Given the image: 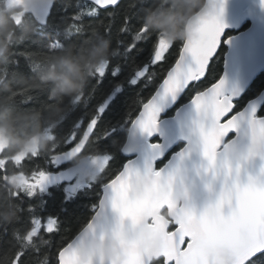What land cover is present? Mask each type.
Listing matches in <instances>:
<instances>
[{
    "label": "snow or ice",
    "instance_id": "snow-or-ice-1",
    "mask_svg": "<svg viewBox=\"0 0 264 264\" xmlns=\"http://www.w3.org/2000/svg\"><path fill=\"white\" fill-rule=\"evenodd\" d=\"M117 4L119 0H115L112 5H101V7H115ZM221 11L222 0L219 11L216 0H206L205 8L198 14L196 25L190 30L186 42L179 49L178 58L174 63H170L166 72L159 77H153L151 73L158 64L166 62L167 54L173 45L155 35H144L146 29L133 33L130 27H124V24L130 25L133 22L132 18H128L121 25L120 31L122 37H129L124 42L120 67L111 70L114 81L127 79L131 75L132 79L129 83L133 86L144 80L155 85L154 92L146 102L143 100L132 102L134 110L128 115L129 122L148 135L155 130L157 113L160 110L158 102L168 97L175 99L177 93L191 91V102L201 114V118L195 122L199 133V144L210 166L215 162L217 145L223 137L233 131L248 137L245 159L258 154L264 160V117H256L255 108H252L242 125L241 121L244 117L235 111L237 107L235 93L224 91L223 79L216 80L212 75L211 79L209 78L212 73V56L224 27L219 18ZM91 12L98 14L96 9H92ZM115 15V13L111 14L113 17ZM107 68L108 65H103L97 69L98 79L91 94L95 105L91 108L86 106L85 111L78 118L79 122H74L72 128L68 130L64 147L74 146H71L70 150H65L60 156H53L50 162L54 163L64 155H77L92 145L97 154L89 157L95 166V173L92 174L91 179H95L97 173L100 174L103 178L102 187L111 192V207L118 214L113 231L116 234L127 231L133 241L137 229L140 228L142 231L143 215L141 200L129 187L130 178L138 173L147 177L153 185L151 198L160 199L165 202L166 207L172 208L171 219L166 220L164 225H157L167 233L162 254L143 257L134 243H129L127 247L129 264H213L207 256L210 247H219L223 250V254L215 264H264V180L249 177L243 185L234 184L232 188L220 194L214 205L207 206L197 215L190 206L177 203L176 198L173 197L172 176L170 174L164 176L162 170L154 169L150 163L140 171L126 162L111 176L106 175L111 157L106 153L107 141L103 139L104 130L101 135L98 134L97 129L107 115L106 106L109 105L106 99L107 92H100L99 97L97 93L100 90V79L104 77ZM157 80L159 83L156 82ZM213 80L215 82H212ZM205 81L210 83V86H206ZM115 86L119 88L118 84ZM88 104H91V101H88ZM115 110L116 108H113V111ZM85 120L88 121L86 127ZM239 158L238 155L237 159ZM34 159L40 158L34 157ZM85 162L88 161L81 163ZM227 164L228 161L225 160L224 165ZM260 171L264 174V166ZM48 181L49 173L39 170L33 171L32 182L25 181V183L28 184L29 189L36 187L38 191H43ZM34 194L36 192L30 191L28 197ZM233 198L235 205L230 207V211L225 215L221 207ZM38 207V204L32 205L27 222L33 226L32 232L51 237L49 244L53 245V234L57 232L58 220L54 216L41 217L33 211ZM125 220H130L131 223L125 225ZM89 230H93L92 221H89L80 236ZM75 239H71L57 250L58 264H61V259L63 264H78Z\"/></svg>",
    "mask_w": 264,
    "mask_h": 264
},
{
    "label": "trees",
    "instance_id": "trees-1",
    "mask_svg": "<svg viewBox=\"0 0 264 264\" xmlns=\"http://www.w3.org/2000/svg\"><path fill=\"white\" fill-rule=\"evenodd\" d=\"M153 3L154 0H121L115 7L97 9L93 4L83 0H55L46 23L40 25L31 14H22L15 20L12 17L13 11L6 9L5 0H0V10H3L6 16L5 30L15 29L12 35L13 42L7 50L6 58L0 60V78L16 90L14 105L17 108L38 107L48 102L49 85L45 84L41 88L32 89L20 82L21 78L29 82L36 79L33 64L41 57L53 54L71 44H78L86 37L97 43L107 42V56L101 66L108 65V68L104 77L100 79V90L97 93L99 97L100 92H107L106 99L113 95L108 103L109 106H106L107 115L104 116L97 129L98 134L101 135L104 130L103 139L107 141L106 153L111 157L107 176H111L128 160L122 154L121 148L130 126L129 112L134 110L132 102L141 100L146 102V99L150 98L155 90V85L145 82V80L133 86L129 83L132 79L131 75L127 79L113 80L111 70L120 67L124 42L129 39L128 36L120 35L121 25L128 18H132L133 22L130 25L124 24V27H130L133 33L146 29L147 32L144 35H154L144 24L146 11ZM92 9H96L98 14H92ZM112 13L116 15L113 17ZM22 23L29 26L30 34L20 41L21 29L15 28V26L22 25ZM248 26L249 22H246L240 30H244ZM237 32L235 30L226 31L224 39ZM224 39L212 59L210 79L212 75V78L218 80L222 74L226 51ZM182 44L181 42L173 44L167 54L166 62L158 64L151 73L153 77L161 76L166 72L168 65L174 63V60L178 58ZM97 69L88 78L79 101L71 104L65 99V112L57 121L56 127L51 129V139L43 149L36 150L35 153H28L18 161L11 159L18 152L5 149L2 154L5 162L0 166V264H58L57 250L73 239L89 222L98 207L103 185V178L100 174L92 181L87 177L85 185L77 189L70 197H66L63 189L67 183L57 182L45 191H36V194L29 198L27 187L20 188L9 181L10 177L18 174L32 181L33 171L44 170L48 173H58L70 165H57V161L53 163L50 162V159L72 146L64 147L68 130L72 128L74 122H79L78 118L85 111L86 106L91 108L92 105H95L91 94L98 79ZM156 82L159 83V80ZM117 84L119 85L118 89L115 86ZM205 85L210 86V83L205 81ZM263 89L264 71H261L237 100L235 111L241 110L250 99L256 97ZM191 98V91H185L178 103L167 111L166 116L172 115L179 105ZM88 101H91V104H88ZM113 108L116 110L113 111ZM258 115H264V103ZM87 122V120L84 121L85 127ZM231 137L232 135L228 138ZM151 141L157 142L159 138L156 136ZM182 145L181 143L174 145L173 149L156 163V169H159L170 155L179 150ZM96 154V149L89 145L82 155L91 157ZM34 157L40 159L37 160ZM37 204L39 207L34 208V212H37L41 217L54 216L58 220L57 232L53 234V245L49 244L51 237H45L42 233L37 232L29 236L33 226L29 225L27 221L30 218L32 205ZM162 214L166 215L167 211H163Z\"/></svg>",
    "mask_w": 264,
    "mask_h": 264
},
{
    "label": "water",
    "instance_id": "water-1",
    "mask_svg": "<svg viewBox=\"0 0 264 264\" xmlns=\"http://www.w3.org/2000/svg\"><path fill=\"white\" fill-rule=\"evenodd\" d=\"M54 1L33 0L27 9L13 13L12 17L17 20L22 14H31L38 24L44 25ZM84 1L91 2L99 9H107L101 5L115 3V0ZM216 5L217 11H219L221 0H216ZM5 6L7 10H17L23 6V0H5ZM219 18L224 27L212 59L224 39L225 32L228 30L238 31L224 39L226 51L223 71L218 79H223L224 91L230 94L235 93L234 98L237 101L256 76L264 71V3L262 0H222V11ZM246 22H249V26L240 30ZM184 92L177 93L175 99L168 97L158 102L160 110L157 113L155 130L151 135L130 123L121 152L128 158L127 163L143 171L149 163L156 169V163L161 161L173 149L174 145L183 144L179 150L170 155L159 170H162L164 176L169 174L172 176L171 190L177 203L190 206L195 214L199 215L207 206L214 205L220 194L232 188L234 184L243 185L249 177L264 180V174L260 171L264 166V160L258 154L245 159L248 137L233 131L223 137L217 145L216 159L210 166L207 158L203 155L202 146L199 144V133L195 122L201 118V114L192 104V98L179 105L172 115L166 116L167 111L178 103ZM263 103L264 89L256 97L250 99L241 110L237 111L244 117L241 124L245 123L252 108H255L254 115L256 117H264V115H258ZM230 135L232 137L228 138ZM156 136L159 141L152 142L151 139ZM5 149L0 145V163L2 152ZM83 152L72 156L64 155L57 160L58 165H67L76 161L59 173L56 178L57 182L68 183L74 180L78 174L87 170L90 156L82 155ZM63 153L64 151L57 156ZM238 155L239 159H237ZM225 160L228 161L227 166L224 165ZM82 161L88 162L82 164ZM129 187L141 200L142 231L140 228L137 229L134 241L127 231L120 234L113 231L118 214L111 207L110 190L102 187L98 207L89 220L93 223L90 235L94 240L102 243L110 234L117 242L118 251L111 257H105L93 251L84 260H81L77 253L78 264H129L130 257L127 253L129 243H134L143 257L162 254L167 233L157 225H164L166 220L171 219L172 208L166 207L165 202L160 199L151 198L150 193L153 191V185L147 177L139 173L130 178ZM234 205V198L225 202L221 207L222 213L227 215L230 207ZM165 210L167 211L166 215L162 214ZM124 223L128 225L131 221L125 220ZM87 224L73 237V239L76 238L75 245L82 238L83 235H80ZM222 254L223 250L219 247H210L207 252L208 259L213 264ZM61 264H63L62 259Z\"/></svg>",
    "mask_w": 264,
    "mask_h": 264
},
{
    "label": "clouds",
    "instance_id": "clouds-1",
    "mask_svg": "<svg viewBox=\"0 0 264 264\" xmlns=\"http://www.w3.org/2000/svg\"><path fill=\"white\" fill-rule=\"evenodd\" d=\"M33 0H23L24 11ZM206 0H154L144 17V24L155 36L168 44L183 43L196 25L198 14L205 8ZM6 16L0 10V60L12 41L15 29L5 30ZM21 32L19 40L30 34L26 23L16 25ZM107 56V42H95L84 38L78 44H71L53 54H46L33 64L36 79L21 83L32 89L49 85L47 103L32 108H17L14 105L16 90L0 78V145L12 152H31L43 149L51 139L50 131L65 112V99L71 104L80 100L88 78L101 66ZM38 81V82H37ZM91 230L85 232L76 243V251L81 260L95 251L105 257L114 256L117 242L109 234L101 243L94 240Z\"/></svg>",
    "mask_w": 264,
    "mask_h": 264
},
{
    "label": "rangeland",
    "instance_id": "rangeland-1",
    "mask_svg": "<svg viewBox=\"0 0 264 264\" xmlns=\"http://www.w3.org/2000/svg\"><path fill=\"white\" fill-rule=\"evenodd\" d=\"M163 41H165L164 39H162ZM145 82H149V81H146ZM113 96V95H112ZM112 96H110L108 98V103L109 101L111 100ZM37 149H33L31 152H18L15 156H13L11 159L15 160V161H18L20 160L21 158H23L26 154L28 153H35ZM5 162V159L3 160V162L1 163V165H3V163ZM0 165V166H1ZM95 173V166L91 163V161H89V164H88V167H87V170L85 172H82L80 174H78L76 176V178L70 182H68L67 184L64 185V192L66 193V197H70L72 196L76 191L77 189L81 188L83 185H85V180L87 177H89V180H95L98 176V173L96 174V178L95 179H91V176L92 174ZM50 174V173H49ZM57 173H55L56 175ZM59 175V173H58ZM53 175H49V181L44 185V189L43 191H45L49 186L55 184V179H53ZM9 181L11 183H13L15 186H18V187H27L28 191H32V192H36L38 191L36 187H33L32 189H29L28 187V184L25 183V181H28V182H32V181H29L27 180V178L21 174H18V175H13L12 177L9 178ZM39 192H42V191H39ZM31 235L33 234H36L37 232H32L31 230ZM29 233V236H31Z\"/></svg>",
    "mask_w": 264,
    "mask_h": 264
},
{
    "label": "flooded vegetation",
    "instance_id": "flooded-vegetation-1",
    "mask_svg": "<svg viewBox=\"0 0 264 264\" xmlns=\"http://www.w3.org/2000/svg\"><path fill=\"white\" fill-rule=\"evenodd\" d=\"M84 1V0H83ZM86 2H88V1H86ZM89 3H91V2H89ZM92 4V3H91ZM94 5V4H93ZM95 6V5H94ZM96 7V6H95ZM97 9H99L98 7H96ZM19 10H13V13H15V12H18ZM4 152V151H3ZM3 152H2V154H3ZM1 158H2V161H1V163L3 162V160H4V158L2 157V155H1ZM75 161V160H74ZM1 163H0V165H1ZM75 163V162H74ZM70 164H73V163H70ZM66 168V167H65ZM64 168V169H65ZM63 169V170H64ZM62 171V170H61ZM60 171V172H61ZM60 172H58V173H60ZM58 173L55 175V173H50L49 175H53L54 177H53V179H55V182L57 183V181H56V178L58 177ZM60 183V182H59Z\"/></svg>",
    "mask_w": 264,
    "mask_h": 264
},
{
    "label": "bare ground",
    "instance_id": "bare-ground-1",
    "mask_svg": "<svg viewBox=\"0 0 264 264\" xmlns=\"http://www.w3.org/2000/svg\"><path fill=\"white\" fill-rule=\"evenodd\" d=\"M58 165V164H57Z\"/></svg>",
    "mask_w": 264,
    "mask_h": 264
}]
</instances>
